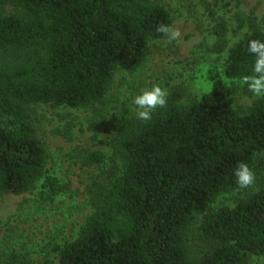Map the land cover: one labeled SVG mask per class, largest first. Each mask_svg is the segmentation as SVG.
<instances>
[{
	"label": "trees",
	"instance_id": "trees-1",
	"mask_svg": "<svg viewBox=\"0 0 264 264\" xmlns=\"http://www.w3.org/2000/svg\"><path fill=\"white\" fill-rule=\"evenodd\" d=\"M206 7L214 17L212 4ZM236 19L234 34L247 31L229 48L223 74L240 82L255 60L248 41L264 40V32L253 13ZM172 23L157 0H0V193L39 187L42 199L54 201L66 191L48 170L34 106L100 115L115 74L139 69L151 42L166 37L157 27ZM229 31L221 16L212 32L217 53L228 46ZM185 96L175 87L150 121L135 119L124 104L107 150L81 156L104 172L86 188L92 213L79 236L56 246L55 260L37 263L29 251L7 248L0 264H193L188 227L202 204L225 193L239 198L201 219L198 238L207 251L199 263L248 264L264 256V99L241 110L220 90L184 103ZM241 161L256 175L247 189L234 182Z\"/></svg>",
	"mask_w": 264,
	"mask_h": 264
},
{
	"label": "rangeland",
	"instance_id": "rangeland-1",
	"mask_svg": "<svg viewBox=\"0 0 264 264\" xmlns=\"http://www.w3.org/2000/svg\"><path fill=\"white\" fill-rule=\"evenodd\" d=\"M170 12L172 28L180 36L169 42L167 36L150 45L146 62L134 72L118 71L111 83L100 115L94 108L68 109L51 105H35L33 118L36 133L48 153V170L68 185L54 201L44 200L39 187L22 195L0 193V252L7 248L30 252V259L44 263L55 260V247L75 240L92 208L88 203L87 186L97 181L103 169L87 165L81 156L86 151L107 150L106 143L124 104L133 113L131 98L141 89L160 84L168 94L175 87L186 90L187 102L203 93L220 90L228 94L237 109L246 110L254 95L245 93L241 83L227 79L223 65L228 50L247 31L238 35L236 14L249 17L264 32V0H157ZM212 4L214 17L206 10ZM228 3L229 6H225ZM228 21V46L222 53L214 50L218 41L213 35L220 17ZM97 105V109L100 108ZM134 114V113H133ZM104 125L93 127L96 121ZM93 127V128H92ZM239 194L225 193L202 204L188 227L186 239L193 264L207 251L198 238L201 219L220 206H235ZM248 264H264V256H253Z\"/></svg>",
	"mask_w": 264,
	"mask_h": 264
},
{
	"label": "clouds",
	"instance_id": "clouds-1",
	"mask_svg": "<svg viewBox=\"0 0 264 264\" xmlns=\"http://www.w3.org/2000/svg\"><path fill=\"white\" fill-rule=\"evenodd\" d=\"M157 32L167 36L169 42L176 40L180 36L177 29L167 24H160ZM247 51L255 56L252 65V75L241 77V84L246 85L247 89L257 98L264 99V40L250 39ZM167 89L160 84H152L150 87L141 89L131 98L134 106V117L140 121H150L153 113L158 108H164L167 104ZM235 184L238 189H247L254 186L256 175L253 169L246 162H239L233 169Z\"/></svg>",
	"mask_w": 264,
	"mask_h": 264
}]
</instances>
